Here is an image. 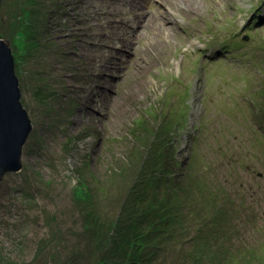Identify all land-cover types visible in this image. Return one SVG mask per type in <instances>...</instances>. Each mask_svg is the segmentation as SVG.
<instances>
[{"label":"rangeland","instance_id":"rangeland-1","mask_svg":"<svg viewBox=\"0 0 264 264\" xmlns=\"http://www.w3.org/2000/svg\"><path fill=\"white\" fill-rule=\"evenodd\" d=\"M137 1L0 0L32 125L0 177V264H264V127L245 101H264V2Z\"/></svg>","mask_w":264,"mask_h":264},{"label":"water","instance_id":"water-1","mask_svg":"<svg viewBox=\"0 0 264 264\" xmlns=\"http://www.w3.org/2000/svg\"><path fill=\"white\" fill-rule=\"evenodd\" d=\"M18 82L13 51L0 39V177L22 169V148L32 131Z\"/></svg>","mask_w":264,"mask_h":264},{"label":"trees","instance_id":"trees-1","mask_svg":"<svg viewBox=\"0 0 264 264\" xmlns=\"http://www.w3.org/2000/svg\"><path fill=\"white\" fill-rule=\"evenodd\" d=\"M262 1V0H261ZM264 2V1H263ZM38 41V40H37ZM35 39H33L32 38V35H29L28 36V44L30 45V46H37L38 45V43L36 44V42H37ZM220 50H223V48H220ZM259 64H260V66L259 67H257V68H255L254 69V71H253V73L255 74L256 73V71H258L260 74L263 72V70H264V59H260V61H259ZM246 103H247V105H248V107L252 110V116L253 115H256V120H258V119H261L262 120V124H263V127H264V101H263V104H261V103H259L258 101H255L253 98H251V97H249V98H246ZM260 108V109H259ZM258 122H259V120H258ZM254 123V122H253ZM255 124V123H254ZM264 129V128H263ZM262 132V131H261ZM262 134H264V132H262ZM157 136V135H156ZM157 138H158V136H157ZM159 139V138H158ZM158 139H154V145H156V143H157V141H158ZM166 152H170V150H168L167 149V151ZM223 154V153H222ZM164 158V157H163ZM152 159H154V160H156L155 158H154V156L151 154V152H147L146 154H145V156H144V158H143V160H144V162H143V165L141 166V169H140V175L142 176L143 174H144V172H145V169L147 168V166L149 165V163H150V161L152 160ZM155 162V161H154ZM156 163V162H155ZM176 165V164H175ZM177 166H178V164L175 166V169H177ZM224 166H225V164H224ZM231 170H233V171H235V173L237 172V174H236V176H234V177H229V178H227V180H226V184L228 185V186H230V187H232V188H235V189H237V187H239V185H242V184H238V180H239V178H238V176H241V175H245V176H247V174H248V171L246 170V169H243V170H241V169H238L237 168V166L236 167H233ZM157 168H156V165H154V169H153V176L154 175H156V173H157ZM140 176V177H141ZM152 176V175H151ZM152 176V177H153ZM168 176H169V174H168ZM167 176V177H168ZM173 176H175V177H178V176H180V175H178L177 173H175ZM146 177V176H145ZM195 211V210H194ZM194 211H193V214H194ZM196 213V212H195ZM146 216H148V215H146ZM229 216L231 217V214H229ZM133 218V217H132ZM147 218V217H146ZM146 218L144 219V221H147V223L145 224L146 226H148V224H149V220L147 219L146 220ZM138 220H141V218H137ZM205 220V219H204ZM130 224V223H129ZM132 225V228H135L136 230L138 229V230H140V229H144V224H142V223H139V224H136V225H133V221H132V223H131ZM118 225H116V227H117ZM135 229H133V230H130V229H128L127 231H125V234L127 235V234H130V235H133L134 233H135ZM123 230V229H122Z\"/></svg>","mask_w":264,"mask_h":264},{"label":"bare ground","instance_id":"bare-ground-1","mask_svg":"<svg viewBox=\"0 0 264 264\" xmlns=\"http://www.w3.org/2000/svg\"><path fill=\"white\" fill-rule=\"evenodd\" d=\"M130 1L133 2V0H130ZM147 1H148V0H147ZM147 1H146V2H147ZM263 1H264V0H262V2H263ZM138 2H139V1L136 0V3H138ZM146 2H145V3H146ZM145 3H144V4H145ZM263 6H264V5L262 4V7H263ZM121 28H122V26L116 25L114 31L117 32V30H118V29H121ZM116 37H117V39L120 40V38H119L118 35H116ZM116 37H115V38H116ZM115 38H114V39H115ZM124 40H125V39H123V41H124ZM107 49H108V54H106V55L103 57L104 60H109V58H113V57H114V56H112V55H113V51H114V50L116 51V49H114L113 46H108ZM109 49H110V50H109ZM197 49L199 50V48H197ZM41 50H42L43 53H45L44 46L41 47ZM201 50H202V49H201ZM247 53H248V52H247ZM132 193L135 194V197H136V195H137V194H136V191H135V192H132ZM135 197L131 200V202H134V201H135ZM142 203H143V204H146L144 200H143ZM134 206H135V204H134ZM130 215H134V213H133V212H130ZM231 215H232V214H231ZM143 227H144V229H145V226H143Z\"/></svg>","mask_w":264,"mask_h":264}]
</instances>
